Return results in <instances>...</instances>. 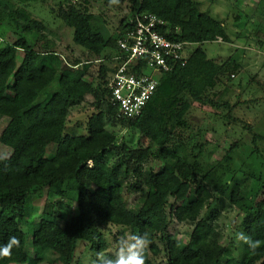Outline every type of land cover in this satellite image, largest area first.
<instances>
[{
    "label": "trees",
    "instance_id": "16d2710c",
    "mask_svg": "<svg viewBox=\"0 0 264 264\" xmlns=\"http://www.w3.org/2000/svg\"><path fill=\"white\" fill-rule=\"evenodd\" d=\"M34 1L0 0V26L13 35L0 46V117L8 120L0 145L10 150L7 156L0 154V246L12 237L18 240L10 256H0V264H40L46 254L63 264H78L80 244L87 246L89 264H94L100 256L119 254L125 231L128 240L147 233L145 264H157L160 256L164 264H264V199L258 200L264 180L254 169L233 167L236 143L204 169L200 161L208 144L187 134L188 115L196 103L226 108L222 118L238 122L227 102L206 96L218 83L226 91L241 67L229 58L208 59L200 48L218 39L230 43L225 24L194 0H127L130 12L112 35L99 27L87 0H40L58 2L52 13L73 30V44L84 50L86 60L67 61L45 42L44 22L28 10ZM139 12L162 19L159 32L168 39L197 47L183 67L161 73L141 112L125 119L110 100L114 66L102 63L122 60L116 41ZM96 62L95 80L87 81ZM83 104L90 110L85 133L69 132L70 117ZM116 126L137 132L136 144L120 142ZM253 140L264 141V135L255 134ZM177 144L186 145L188 153H178ZM44 189L73 203L75 214L63 219L46 202L36 216L26 204ZM134 195L131 202L126 199ZM214 195L243 216L246 239H240L237 254L221 241ZM172 221L191 226L186 241L169 233ZM23 223L32 228L31 256ZM103 224L122 228L112 253L100 230Z\"/></svg>",
    "mask_w": 264,
    "mask_h": 264
},
{
    "label": "rangeland",
    "instance_id": "374dc122",
    "mask_svg": "<svg viewBox=\"0 0 264 264\" xmlns=\"http://www.w3.org/2000/svg\"><path fill=\"white\" fill-rule=\"evenodd\" d=\"M78 3L82 0H77ZM75 1V2H77ZM87 0L88 9L95 14L99 27L106 29L110 34H114L116 28L125 16L130 12V3L127 0ZM199 9L207 11L208 14L216 20L225 24L229 35L230 43L216 41L204 43L200 48L204 51L208 59L229 58L236 61L241 67L231 80L228 88L224 91L225 84L218 83L213 89L206 92V96L213 102H227L232 116L238 122H229L222 118L228 109L214 108L209 105L194 104L188 115L189 132L195 135L196 139L206 142L205 155L201 159V166L205 169L212 165L217 159H220L224 150L236 143L237 147L233 149L232 164L233 167H248L259 173L264 180V141L253 140V135H264V0H194ZM57 1L43 3L35 0L30 4L28 10L37 19L42 20L46 27L45 42L63 55L65 60L80 58L86 60L83 56L84 50L76 47L72 42L73 30L64 26L56 14L52 13V8H57ZM0 36L4 46L6 42L13 39L11 31L0 26ZM44 42V40H43ZM197 46L189 47L193 51ZM22 57V53H19ZM105 66H114L116 61H105ZM100 63H93L89 69L91 76H87V81L95 80ZM90 114L87 104L81 106V111L73 112L68 123V131L76 133H85V120ZM7 118L0 117V133L7 125ZM248 125V126H247ZM246 126V127H245ZM120 142L128 145H135L138 139L137 132L129 129H122L116 126L113 129ZM180 154H186L189 148L186 145L177 144L174 146ZM51 146H48L45 156L50 155ZM0 154L9 155L10 150L0 145ZM159 167L160 164H154ZM134 196H126L131 202ZM264 199L263 193L258 197L261 201ZM52 192L44 189L41 193L32 195L26 206H33V212L39 215L42 212L46 202L54 205V214L66 219L75 214L73 203L66 201ZM212 203L221 216L218 222L222 226V243L230 248L234 254L238 253L240 243V234L242 228L243 216L239 211L227 203L221 202L216 195ZM33 217V216H32ZM22 229L27 235L26 249L31 256V234L32 228L26 223L21 224ZM105 241L108 246V252L112 253L116 249L115 239L118 238V232L121 227L110 224L100 225ZM168 231L176 238L186 241L191 233V226L172 221L169 224ZM126 240L129 239L128 232H124ZM87 246L80 244L76 250V257L79 256L78 264H89L91 262L90 253ZM157 264H164V257L160 256L155 261ZM40 264H63L58 258L45 255V259Z\"/></svg>",
    "mask_w": 264,
    "mask_h": 264
},
{
    "label": "built area",
    "instance_id": "2783aa9c",
    "mask_svg": "<svg viewBox=\"0 0 264 264\" xmlns=\"http://www.w3.org/2000/svg\"><path fill=\"white\" fill-rule=\"evenodd\" d=\"M127 23L116 41L122 60L115 58L108 87L118 117L133 119L153 96L160 74L183 67L193 44L168 39L159 32L164 21L148 12L136 13Z\"/></svg>",
    "mask_w": 264,
    "mask_h": 264
},
{
    "label": "clouds",
    "instance_id": "9594fccd",
    "mask_svg": "<svg viewBox=\"0 0 264 264\" xmlns=\"http://www.w3.org/2000/svg\"><path fill=\"white\" fill-rule=\"evenodd\" d=\"M240 239H246L243 233ZM150 243L147 233L134 234L130 240L120 242L119 254L114 258L100 256L94 264H145L144 250ZM18 244V240L12 237L8 244L0 246V256L7 257L11 255L13 245Z\"/></svg>",
    "mask_w": 264,
    "mask_h": 264
}]
</instances>
